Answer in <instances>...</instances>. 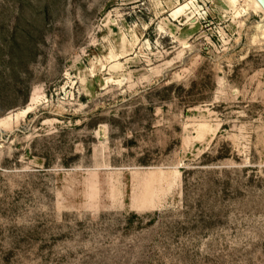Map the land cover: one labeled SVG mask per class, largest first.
Masks as SVG:
<instances>
[{
	"label": "rangeland",
	"instance_id": "1",
	"mask_svg": "<svg viewBox=\"0 0 264 264\" xmlns=\"http://www.w3.org/2000/svg\"><path fill=\"white\" fill-rule=\"evenodd\" d=\"M247 0H0V264H264V27Z\"/></svg>",
	"mask_w": 264,
	"mask_h": 264
},
{
	"label": "bare ground",
	"instance_id": "2",
	"mask_svg": "<svg viewBox=\"0 0 264 264\" xmlns=\"http://www.w3.org/2000/svg\"><path fill=\"white\" fill-rule=\"evenodd\" d=\"M247 1L249 3H252L254 11L262 14L263 22H264V11L261 9L258 3L255 0H247ZM261 27H264V24L261 25ZM34 105H35V100H34L33 93H32L30 97V101L26 108L17 112L16 114L7 115L4 118L0 119V128H7L9 124H15L17 121L25 118V116H27L32 111Z\"/></svg>",
	"mask_w": 264,
	"mask_h": 264
},
{
	"label": "water",
	"instance_id": "3",
	"mask_svg": "<svg viewBox=\"0 0 264 264\" xmlns=\"http://www.w3.org/2000/svg\"><path fill=\"white\" fill-rule=\"evenodd\" d=\"M258 5L261 7V9L264 11V0H255Z\"/></svg>",
	"mask_w": 264,
	"mask_h": 264
}]
</instances>
